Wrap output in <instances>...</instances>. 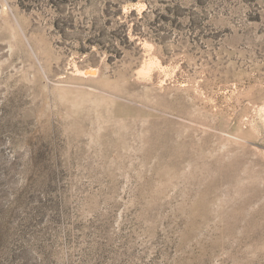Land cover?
Instances as JSON below:
<instances>
[{
  "label": "rangeland",
  "instance_id": "374dc122",
  "mask_svg": "<svg viewBox=\"0 0 264 264\" xmlns=\"http://www.w3.org/2000/svg\"><path fill=\"white\" fill-rule=\"evenodd\" d=\"M0 264H264V0H0Z\"/></svg>",
  "mask_w": 264,
  "mask_h": 264
},
{
  "label": "bare ground",
  "instance_id": "6f19581e",
  "mask_svg": "<svg viewBox=\"0 0 264 264\" xmlns=\"http://www.w3.org/2000/svg\"><path fill=\"white\" fill-rule=\"evenodd\" d=\"M82 73V72H81ZM96 73L94 71H86V72H83L82 75H86V76H94Z\"/></svg>",
  "mask_w": 264,
  "mask_h": 264
}]
</instances>
